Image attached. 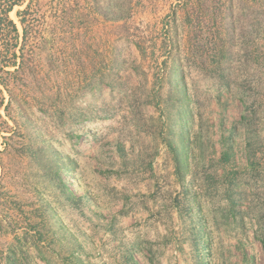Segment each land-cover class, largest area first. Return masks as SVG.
<instances>
[{
    "label": "rangeland",
    "instance_id": "1",
    "mask_svg": "<svg viewBox=\"0 0 264 264\" xmlns=\"http://www.w3.org/2000/svg\"><path fill=\"white\" fill-rule=\"evenodd\" d=\"M59 2L62 3L41 0L39 7L34 5L29 12V18L34 21L30 31L46 37L53 9ZM86 2L84 6L93 15L82 34L69 45L55 40L47 47L56 53L55 59L59 62L65 60L63 68L69 82L65 86L61 82L62 71H58L59 76L52 85L54 89L58 86L62 94L56 103L62 104L64 110L90 106L93 111L105 108L101 114H114L86 121L85 127L75 135L79 139L74 144L69 145L58 129L59 133L54 135L66 151L74 154L73 173L65 180L69 189L83 198L81 205L84 206L82 213L57 211V218L65 226L66 239L54 246V252L66 254L73 244L79 246L78 257L83 264H133L124 262L122 254L127 252H131L134 264H264L259 241L264 236V0H115V9L111 12H122L123 17L114 19H104L97 13L105 6L113 8L111 0ZM22 9L15 7L9 14L20 34L22 29L16 12ZM195 13H198L197 19ZM195 34L198 43L220 45L223 42L229 47L228 90L223 87L215 90L199 63L193 61L189 45L196 43ZM136 41L145 49L144 56L137 50ZM173 42L183 61L186 82L196 91L194 132L200 127L204 133L208 150L206 163L219 158L221 144L230 137V129L234 127L235 148H246V136L249 137L255 164L259 166V171L252 174L247 169L245 154H236L234 168L241 169L244 176L239 188L243 195L237 204L239 215L228 223L221 222L216 210L226 206V201L220 199L213 204L200 194L205 215L204 245L202 239L191 237L190 228L196 217L181 220L173 206L175 199H182L178 195L181 186L163 141V105L167 91L163 46L169 50ZM38 43L30 39L27 46ZM212 51L208 45L199 48L202 56ZM44 58L41 55V64ZM166 63L170 65L172 61ZM92 78L101 82L98 89L81 90ZM237 90L243 91L246 97L248 132H243L240 123L243 104L236 95ZM127 95L133 97L130 102ZM130 105L135 108L134 115L130 113ZM15 145L18 147V142ZM11 156L18 157L15 151ZM0 161L5 164L4 171L0 166V205L7 204L0 211V226L8 232L5 225L16 222L19 232L25 228L24 222H36L40 215L36 194H23L25 186L21 176L27 177L30 189L36 183L27 169V159H19L23 167L18 177L10 167L12 157L0 155ZM213 166L217 164L213 162ZM198 186L202 192V183ZM36 188L43 191L44 187L37 185ZM6 232L0 230L3 250L11 239ZM193 234L201 237L196 231ZM137 242L140 247L132 250L131 246ZM59 244H63L62 249ZM31 257L30 264H44L33 253Z\"/></svg>",
    "mask_w": 264,
    "mask_h": 264
},
{
    "label": "trees",
    "instance_id": "2",
    "mask_svg": "<svg viewBox=\"0 0 264 264\" xmlns=\"http://www.w3.org/2000/svg\"><path fill=\"white\" fill-rule=\"evenodd\" d=\"M40 1L0 0V146L2 147L0 155L8 154L12 157L10 167L12 173L17 177L23 167L19 159H27V169L32 173L36 186L30 189L27 177L21 176V182L25 186L23 194H36V203L40 214L36 218V222H24L25 228L20 229L19 232H17L19 227L16 222H8L5 225L9 230L8 232L0 226L1 231L4 230L6 234L11 235L5 250L0 249V264H30V260L33 259L31 253L44 264H54L53 261H56L57 264H83L84 261L78 257L81 252L79 246L77 248L73 244L66 251V254L54 252V246L66 239L65 226L57 218V211L82 213L84 207L81 205L83 198L77 197L69 189L68 182L65 180L73 173L74 154L66 151L54 135L60 132L64 139L69 141V145L71 142L74 144L76 139H79V136L75 135L85 127L83 124L86 121L92 118H109L114 113L104 115L101 113L105 112V108L93 111L90 106L83 109L74 106L73 109L64 110L62 104L56 103V99L62 94L59 92L58 86L54 89L52 85L54 78L57 79L59 76L58 71H62L60 73L63 75L61 82L65 86H68L69 82L66 80L65 68H63L65 60L59 62L57 58L55 59L56 53L47 48L48 44L60 40L69 45L77 35L82 34L84 28L91 22V15L93 14L87 11L84 6L87 0H61L62 3L59 2L61 6L57 4V8L53 9V20L50 21L47 27V36L44 37L43 33L30 31L34 21L29 18V12L34 8V5L39 7ZM111 5L113 8L105 6L103 11L97 10L98 15L104 19L123 17L122 12L119 14L111 12L115 9V0H111ZM15 7H23L22 10L16 12L22 29L21 34L16 23L9 16ZM195 15L197 19L198 13ZM175 35L176 32L172 38ZM196 37L195 34L196 43L191 47L189 45L193 61L197 65L199 63L205 78L210 81L209 84L215 90L218 87L228 90L231 81L229 47L223 42L220 45L207 41L198 43ZM30 39H34L35 43L39 41V43L34 46H27ZM175 44V42L170 44L169 50L163 46L166 59L163 60L162 64L167 80V91L163 105L165 109L163 111L165 117L163 125L165 128H162L163 141L171 155L174 173L181 186L178 195H181L182 199H175L173 206L181 220L184 217L189 220L196 217L195 223H192L194 226L190 230L193 233L194 231L200 233L201 237L193 233L191 237L194 240L202 239L204 245L206 241L203 240L204 233L202 234V230L205 215H203L204 212L201 208L200 194H202V198L213 204L220 199L226 201V206L216 208V210L219 211L221 222L228 223L230 219L234 220L239 215L237 204L243 195L239 188L243 184L244 176L241 169L234 168L236 154L239 152L245 154L247 169L252 174L259 171V166L257 163L255 164V154L249 137L246 136V148H235L232 138L235 131L234 127L230 129V137L221 144L219 158L216 161L208 160L209 163H206L205 157L208 150L203 141L204 133L200 127L194 132L196 126L194 111L198 106L195 102L197 100L196 91L186 82L183 61L178 55L179 49ZM207 45L213 50L212 53L205 56L200 55L199 48H206ZM135 46L139 53L144 56L145 49L141 47L139 42L136 41ZM173 53H177L176 57H172ZM43 54L45 58L41 64V55ZM169 60L172 61L170 65L166 63ZM95 81H97L95 78L90 79L81 90L91 92L98 89L97 87L100 86L101 82ZM108 85L111 89L114 87L111 82ZM191 90H194L193 93ZM236 95L240 97L243 104V115L240 123L243 126V132H248L250 119L247 116L246 97L241 90H237ZM157 97H159L158 93ZM67 98L69 99V97ZM132 99L133 97L128 96L127 101L130 102ZM217 101L219 102V96ZM134 109L130 105L132 115L135 114ZM15 141L18 142V147H16ZM14 151L18 157L11 156ZM197 158L200 159L199 163H197ZM213 162L217 166H213ZM0 166L4 171L5 164L0 161ZM207 171L210 173L208 174ZM220 171L221 173H219ZM199 183L204 186L202 192L198 186ZM37 185L39 187L43 185V191L42 188L41 190L36 188ZM46 196H48V200L45 199ZM4 206H7L6 202L1 203L0 211ZM54 226L56 228H53ZM259 241L264 253L263 235L259 237ZM193 242L197 244L196 241ZM138 244L137 242L136 245L131 246L132 250H137L140 247ZM62 245L59 244L61 249L63 248ZM122 257L124 262L130 263L131 261L134 264L131 252L122 254Z\"/></svg>",
    "mask_w": 264,
    "mask_h": 264
}]
</instances>
